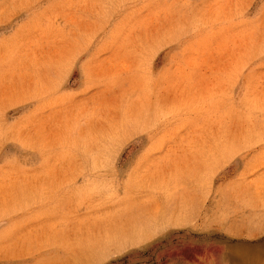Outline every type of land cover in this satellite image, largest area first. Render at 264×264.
<instances>
[{
    "label": "rangeland",
    "instance_id": "374dc122",
    "mask_svg": "<svg viewBox=\"0 0 264 264\" xmlns=\"http://www.w3.org/2000/svg\"><path fill=\"white\" fill-rule=\"evenodd\" d=\"M238 262L264 264V0H0V264Z\"/></svg>",
    "mask_w": 264,
    "mask_h": 264
},
{
    "label": "bare ground",
    "instance_id": "6f19581e",
    "mask_svg": "<svg viewBox=\"0 0 264 264\" xmlns=\"http://www.w3.org/2000/svg\"><path fill=\"white\" fill-rule=\"evenodd\" d=\"M239 260H240V257H239ZM239 260H238V261H239ZM250 260H251V257H250ZM250 260H249V261H250ZM254 260H256V259H254ZM246 261H247V260H246ZM251 261H252V260H251ZM246 263H247V262H246ZM248 263H249V262H248ZM253 263H254V262H253ZM253 263L251 262V264H253ZM237 264H239V262H238Z\"/></svg>",
    "mask_w": 264,
    "mask_h": 264
}]
</instances>
